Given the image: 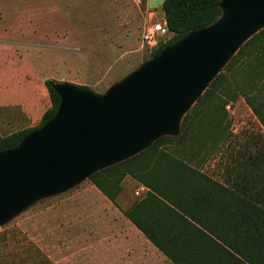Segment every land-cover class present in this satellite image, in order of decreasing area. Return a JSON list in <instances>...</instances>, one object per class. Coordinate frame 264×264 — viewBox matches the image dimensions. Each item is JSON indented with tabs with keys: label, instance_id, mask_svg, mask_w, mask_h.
I'll return each mask as SVG.
<instances>
[{
	"label": "rangeland",
	"instance_id": "1",
	"mask_svg": "<svg viewBox=\"0 0 264 264\" xmlns=\"http://www.w3.org/2000/svg\"><path fill=\"white\" fill-rule=\"evenodd\" d=\"M162 3L0 0V136L40 124L51 105L44 81L86 87L99 96L151 60L154 48L143 43L142 34L162 21ZM226 100L220 103L225 104L229 141L202 167L219 180L229 147L255 151L264 144V131L244 100ZM215 116L211 112L204 120ZM121 185L114 203L88 179L38 198L0 226L5 236L0 264H144L153 254L123 215L139 199L137 185L130 177Z\"/></svg>",
	"mask_w": 264,
	"mask_h": 264
},
{
	"label": "trees",
	"instance_id": "2",
	"mask_svg": "<svg viewBox=\"0 0 264 264\" xmlns=\"http://www.w3.org/2000/svg\"><path fill=\"white\" fill-rule=\"evenodd\" d=\"M162 11L171 36L157 44L151 58L223 14L217 0H163ZM52 84L44 82L51 105L40 124L0 136V152L16 149L55 116L60 98ZM226 97H241L264 131V28L239 48L184 114L177 136H163L88 178L111 203L126 177L147 189L123 215L173 264H264V144L255 151L227 145L229 162L221 180L202 170L207 157L229 141L225 104L220 103ZM211 112L216 116L205 122ZM202 130L206 135L198 137ZM4 237L1 233L0 241Z\"/></svg>",
	"mask_w": 264,
	"mask_h": 264
},
{
	"label": "water",
	"instance_id": "3",
	"mask_svg": "<svg viewBox=\"0 0 264 264\" xmlns=\"http://www.w3.org/2000/svg\"><path fill=\"white\" fill-rule=\"evenodd\" d=\"M223 14L164 48L97 96L53 83L55 116L14 150L0 152V226L41 197L55 196L128 160L163 136L239 48L264 28V0H217Z\"/></svg>",
	"mask_w": 264,
	"mask_h": 264
},
{
	"label": "crops",
	"instance_id": "4",
	"mask_svg": "<svg viewBox=\"0 0 264 264\" xmlns=\"http://www.w3.org/2000/svg\"><path fill=\"white\" fill-rule=\"evenodd\" d=\"M45 82V81H44ZM24 129H29V128H22V130H24ZM17 131H19V130H17ZM17 131H14V132H17ZM14 132H11V133H9V134H7V135H10V134H12V133H14ZM7 135H5V136H7ZM134 181V180H133ZM135 183H136V185H137V188H136V192H135V194L138 196V200L137 201H139L141 198H143L144 197V195H145V193H146V191H147V189L146 188H144L143 186H141L140 184H138L136 181H134ZM132 205V204H131ZM129 222V221H128ZM130 223V222H129ZM131 224V223H130ZM132 225V224H131ZM133 226V225H132ZM134 227V226H133ZM134 229L142 236V237H144L143 236V234L140 232V231H138L137 229H136V227H134ZM145 238V237H144ZM144 241H145V243H146V245H147V248H148V250L151 252V254H153V256L151 257V256H148L145 260H143V263L144 264H173L165 255H163L148 239H144ZM153 259L154 260H156V262L155 261H153Z\"/></svg>",
	"mask_w": 264,
	"mask_h": 264
},
{
	"label": "built area",
	"instance_id": "5",
	"mask_svg": "<svg viewBox=\"0 0 264 264\" xmlns=\"http://www.w3.org/2000/svg\"><path fill=\"white\" fill-rule=\"evenodd\" d=\"M170 36V32L163 17L161 22H156L143 31L142 41L147 45V47L152 49L157 46L159 38L164 39Z\"/></svg>",
	"mask_w": 264,
	"mask_h": 264
}]
</instances>
